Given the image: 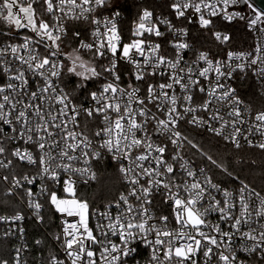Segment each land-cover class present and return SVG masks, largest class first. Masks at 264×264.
Returning <instances> with one entry per match:
<instances>
[{
    "label": "snow or ice",
    "instance_id": "snow-or-ice-1",
    "mask_svg": "<svg viewBox=\"0 0 264 264\" xmlns=\"http://www.w3.org/2000/svg\"><path fill=\"white\" fill-rule=\"evenodd\" d=\"M161 7L0 0V190L19 198L0 224L22 241L11 264H29L24 221L46 227V206L61 216L50 233L57 247L36 264H264V187L193 138L264 153V107L234 86L254 79L264 96V8L255 0ZM240 23L253 34L248 50L234 47ZM90 183L102 204L78 192Z\"/></svg>",
    "mask_w": 264,
    "mask_h": 264
},
{
    "label": "built area",
    "instance_id": "built-area-1",
    "mask_svg": "<svg viewBox=\"0 0 264 264\" xmlns=\"http://www.w3.org/2000/svg\"><path fill=\"white\" fill-rule=\"evenodd\" d=\"M157 12L160 11H164L165 13L167 12V9L165 10H156ZM131 21H128V17L126 16V20H125V24H124V28H125V40L127 39V29L130 25ZM235 26H241L250 36V45L249 43L247 44L248 46H246L243 49L240 48H236L238 50H248L250 48V46L253 43V34L247 31L246 25L240 23L237 24ZM234 26V27H235ZM233 27V28H234ZM162 31L164 30L163 27L161 29ZM235 87H237L240 96L243 100H245L246 103H250L254 106V108L259 109L261 107H264V96L260 95V91H259V87L257 82L254 79H246V80H237L236 83L234 84ZM208 134H204L202 136H194L196 138H204V137H208ZM193 137V138H194ZM211 137V136H209ZM259 139V138H257ZM247 148V147H245ZM186 151L188 152V156L192 157L193 154H198L196 153L195 149H186ZM195 161L197 164H201V163H207L206 161H201V160H197L195 158ZM114 168L113 165L111 164H106L104 166H101L100 170L104 171L105 168ZM96 183H90L89 185H81L78 189V192L80 194H83L85 196H87V191L89 189V187H91L92 185H94ZM58 195L60 196H64L63 193V189L62 187L59 188L58 190ZM12 198V200L15 203H19V198ZM102 204V203H100ZM95 206V205H94ZM21 207H24L25 212H28L29 210H27L26 205L21 204ZM170 211V209L168 210ZM46 219H48V223L46 225V227H40L38 226L33 219H26L24 221V228H25V237H24V241L25 243H27L29 245V250L24 254L25 257L28 259L29 264H36V262L40 259H42L43 257H46L49 253V251H55L56 250V245L55 242L52 240L50 233L56 231L60 225V221H61V216L60 214L56 213L54 209H52L50 206H46V208L43 210ZM7 214H12V212H9ZM214 218V217H213ZM70 220L72 218H69ZM9 227V225L7 224H0V241H4L7 244V249H8V260L10 261L11 264V260L12 257L14 256V249L17 246H20L22 241L19 237V234H17L16 236H3V233L5 230H7ZM36 239H44L46 240L45 244L36 246L34 244V241ZM148 256V252L146 249H140V256H138L137 258L140 259L141 261L145 260Z\"/></svg>",
    "mask_w": 264,
    "mask_h": 264
},
{
    "label": "trees",
    "instance_id": "trees-1",
    "mask_svg": "<svg viewBox=\"0 0 264 264\" xmlns=\"http://www.w3.org/2000/svg\"><path fill=\"white\" fill-rule=\"evenodd\" d=\"M145 3L155 6L156 10H165L161 6L164 4L165 0H144ZM128 21L132 20V15H127ZM234 36V47L243 49L247 44L250 45L249 34L241 27L235 26L233 29ZM204 142L200 143L203 150L208 154L212 155L214 159L222 160L225 163L231 165V169L240 176L241 179L247 178V180L258 187H264V153H261L256 149L244 148L243 150L237 152L232 149L231 145H226L223 141H219L214 137H204ZM255 161V164L251 162ZM215 173L216 170L213 168ZM114 175V168H107L104 170V178L112 177ZM217 179L224 180L223 176L218 175ZM109 183H114V181H109ZM119 184L112 189L113 193L117 191ZM87 198L90 201H95L100 204L102 201L99 200L100 185L94 184L89 187L87 191ZM0 201H9V203H0V214H7L12 212V207L15 202L12 198L4 196L3 190H0ZM0 257L8 259V249L7 244L4 241H0Z\"/></svg>",
    "mask_w": 264,
    "mask_h": 264
},
{
    "label": "rangeland",
    "instance_id": "rangeland-1",
    "mask_svg": "<svg viewBox=\"0 0 264 264\" xmlns=\"http://www.w3.org/2000/svg\"><path fill=\"white\" fill-rule=\"evenodd\" d=\"M194 140H195L197 143L200 144V143L204 142L205 138H196V137H194ZM195 158H196L197 160L204 161L203 158L199 156V154H196V155H195ZM214 169H215V168H214ZM215 170H216V172L218 173V175H220L219 170H218V169H215ZM217 173H216V174H217ZM220 176H222V175H220ZM223 177H224V176H223ZM224 179H225V177H224Z\"/></svg>",
    "mask_w": 264,
    "mask_h": 264
},
{
    "label": "water",
    "instance_id": "water-1",
    "mask_svg": "<svg viewBox=\"0 0 264 264\" xmlns=\"http://www.w3.org/2000/svg\"><path fill=\"white\" fill-rule=\"evenodd\" d=\"M255 3H256L260 8H264V0H255Z\"/></svg>",
    "mask_w": 264,
    "mask_h": 264
}]
</instances>
